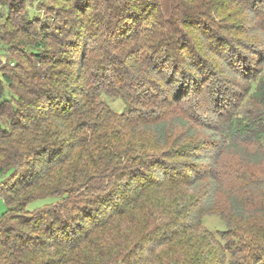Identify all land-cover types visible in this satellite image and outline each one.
Listing matches in <instances>:
<instances>
[{
  "label": "trees",
  "instance_id": "trees-1",
  "mask_svg": "<svg viewBox=\"0 0 264 264\" xmlns=\"http://www.w3.org/2000/svg\"><path fill=\"white\" fill-rule=\"evenodd\" d=\"M26 1L0 0V264H264V209L240 194H226L240 224L218 237L201 228L221 188L218 146L190 141L184 107L198 116L195 91L234 76L264 107V54L249 53L264 51V0H64V27L37 24ZM68 25L90 51L60 39ZM102 95L133 113H111ZM226 133L263 141L264 111L234 116ZM245 163L262 165L264 151ZM42 197L56 199L27 209Z\"/></svg>",
  "mask_w": 264,
  "mask_h": 264
},
{
  "label": "rangeland",
  "instance_id": "rangeland-1",
  "mask_svg": "<svg viewBox=\"0 0 264 264\" xmlns=\"http://www.w3.org/2000/svg\"><path fill=\"white\" fill-rule=\"evenodd\" d=\"M69 6L70 4L64 0H27L23 5L22 10L25 11L26 8L29 7L28 10L30 14L36 16L37 24L47 20L57 23L59 18L60 22L64 21V24H62L64 27L67 25V22L64 19L68 17L69 14L62 12L61 10L69 8ZM0 10L2 11V7H0ZM59 15H61V17H59ZM130 18L131 17H129L128 20H130ZM130 23L133 24V19L130 20ZM68 27L70 26L68 25L67 28ZM62 32L63 34L60 39L66 40L69 35L71 36L70 38L80 39L82 49L77 51L78 57L81 52L87 53L90 51L91 46L94 44V41L91 39L85 40V34L81 32L79 33V31H75L76 33L71 34V28H68L62 30ZM118 32L120 31L117 29L113 34L118 35ZM249 49L250 52L246 51L244 54L237 56L238 61H236L235 64H240V66L247 65L245 59H248L250 55H248V52L256 59L262 57L264 54L262 48L253 50L250 47ZM115 52L118 53L119 50H116ZM255 52L258 54L256 55ZM78 57L77 60H79ZM7 60L8 55L4 52V49L0 44V63L6 62ZM77 65L79 66V63ZM258 69L259 68H257V70ZM261 75H263L262 79L264 80V62L260 68L258 76ZM237 82L240 81L235 76L230 77L227 80L226 89L232 87L231 92H228L223 87H220V89H214L216 87L215 84L214 86L213 84H210L207 88H204L203 86L198 88L195 91L197 103L200 104V113L198 116L193 109L188 107V105H184V107L187 108V111L191 113V118L193 119L190 120L193 127V137L190 138V141H195L196 144L201 145L204 143H211L215 144L216 147L218 146L214 149L216 158L213 160V166L215 165L216 174L218 176L217 178L221 183V188L218 192L215 209L207 212L203 216L201 224V228L204 230L205 234L210 232L217 237L221 232L228 230L230 223L233 222L237 225L241 223L229 209L226 197L228 191L240 194L246 200L247 204H249L250 208L257 207L264 209V206L260 205V203L264 202V189L256 190L250 188L253 185V182L260 180L264 181V163L256 167L248 166L245 163L248 154L257 151H264V140L261 142H248L242 136H232L226 133L228 121L234 116L239 115L242 116V120H248L252 115H258V113L264 111V107L261 104L253 102V99H251L252 101L249 99V93L244 94L243 89H237L236 86H233ZM228 96H231L230 100L226 98ZM98 101H100L108 111L115 115H125L124 117H128L133 113L130 106L121 98L116 97V95H102L98 98ZM166 108L170 107L166 106ZM213 146L214 145H207L204 150L212 149ZM12 181L13 177L11 172H6L5 177L3 178L4 186L10 184ZM55 199V197L33 199L28 202L27 209L32 210L36 207L49 204ZM6 207L7 204L5 199L0 193V217H2ZM255 213L258 214V212ZM262 220V217H256V221L261 222ZM251 225L256 226L253 220L248 221L247 226H249V228H255L251 227ZM196 233L197 232H195V234ZM213 248H215V246L212 247L211 251Z\"/></svg>",
  "mask_w": 264,
  "mask_h": 264
}]
</instances>
